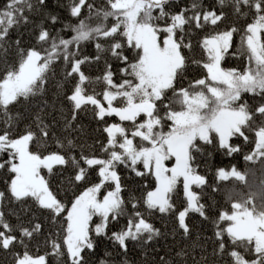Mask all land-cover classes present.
Masks as SVG:
<instances>
[{"label":"snow or ice","instance_id":"6c2138e0","mask_svg":"<svg viewBox=\"0 0 264 264\" xmlns=\"http://www.w3.org/2000/svg\"><path fill=\"white\" fill-rule=\"evenodd\" d=\"M170 2L106 0V7L97 8L89 0H69L71 16L81 17L84 8L87 15L78 19L76 25L65 24L56 35H52L42 23L38 25L40 31L36 41L47 47L34 48L26 54L21 49L18 69L10 70L0 82V114L6 117V124L11 127L14 118L8 112V106L20 98L27 100L42 93L48 78L46 73L54 63L62 61L65 81L74 78L76 82L72 94L67 96L73 114L70 120H66L63 131L69 135L61 140L53 134L57 147L65 151L78 147L71 133L80 130L79 126L73 128V122L81 110L92 112L98 122H103V131L108 136L107 144H101V157L86 156L81 149L78 158L70 152L67 156L56 152L42 156L29 151L30 143L43 146L49 135V126L39 116V136L31 130H26L19 138H12L7 129L0 134V156L5 153L8 156L7 160L0 162V170L6 168L14 174L8 191L17 201L32 197L40 206L50 210L52 223L63 233L62 237L59 233L54 234L56 238L51 240L52 254L58 260L67 255L69 264H88L87 254L97 247L95 237H103L118 245L125 254L121 264H129L126 258L129 241L144 247L161 235L160 230L146 220L139 206L143 204L149 214L157 211L175 215L174 196L181 184L186 206L175 218L178 229L187 236L189 213L208 218L205 204L201 202L203 188L208 186L217 190L199 172L201 165L197 156L204 155L202 144L213 145L215 142L217 149L231 156L240 151V146L231 141L240 138L246 144H254V151L244 156L246 161L264 158V0H218L221 8L230 4L234 13L241 17L251 13L252 22L242 34L233 26L206 35L200 42L204 59H192L191 63L202 66L207 75L190 81L186 88L176 87L188 67V58L182 50L192 49L190 41L185 43V36L193 28L216 26L225 19V13L203 9L201 0H193L189 8L172 13L166 10ZM46 7L47 0H9L5 9L0 11V47H3L10 28L21 22H30L24 15L26 11L31 14ZM46 15L53 24L57 23L58 16ZM110 18L111 24L108 23ZM162 21L165 22L163 25L159 23ZM67 30L74 34L69 38L60 35V31ZM234 34H240V44L230 52ZM102 40L105 43H101ZM88 42L94 44L95 57L80 56V46ZM16 43L19 45V40ZM126 48L134 51V61L124 54ZM105 52L124 65L119 69V82L114 81L112 65L106 60L105 74L101 77L92 78L82 70V65L95 63ZM228 56L246 57L245 69L222 68L221 62ZM101 84L104 90L98 92L97 86ZM168 90L172 92L171 97L167 96ZM244 93L260 98L254 100L255 107L247 100H241ZM114 102L118 103L114 106ZM174 105H179V109ZM141 114L145 120L138 121ZM113 115L121 122H131V126L108 124L105 117ZM165 124L168 131H164ZM136 138L139 140L134 144ZM170 160L174 163L169 167L165 162ZM53 165H70L76 170L74 181L77 182L87 181L90 170L98 167L101 179L75 197L70 209H66L41 175L42 168L51 174ZM121 166L137 177L147 178L151 174L156 181L155 189L147 190L145 184L146 191L140 197L129 192L125 200L121 193L126 188L117 172ZM249 174L255 176V171L241 172L233 166L230 171L219 169L217 177L219 181L233 178L246 184ZM194 187L201 193L194 191ZM102 189L105 194L101 198ZM4 198L5 193L0 192V203ZM227 199L231 201V192ZM231 208V214L223 212L215 222L214 236L219 245L213 254L223 256L226 253L232 264H264V210H258L252 200L244 204L232 202ZM97 216L99 223L90 227L93 217ZM121 218L127 219L126 225L109 234V225L118 223ZM222 221L228 222L226 227L221 225ZM0 227L6 230L0 231V247L7 250L20 244L25 249L22 256L17 255V264H46L45 256L33 258L24 244V238L39 233V224L32 229L20 228L22 235L18 239L11 234L14 229L0 211ZM225 237L231 250H226ZM62 245L66 251L61 250ZM111 255L105 253V256ZM178 255L183 257L184 253ZM100 264L110 262L101 259Z\"/></svg>","mask_w":264,"mask_h":264},{"label":"trees","instance_id":"16d2710c","mask_svg":"<svg viewBox=\"0 0 264 264\" xmlns=\"http://www.w3.org/2000/svg\"><path fill=\"white\" fill-rule=\"evenodd\" d=\"M9 0H0V11H3ZM97 8L106 7V0H89ZM202 8L207 10L214 9L218 14L223 11L225 13V19L222 22H218L216 26H205L203 29H191L190 34L185 36V43L191 42L192 49H183L182 54L188 58V67L185 72L184 78L180 83L176 84L177 88H186L190 81H195L200 78L206 77V70L202 66L191 63L192 59L203 60L205 53L201 48L200 42L206 36L215 31H223L235 26L241 30V33L246 26L252 22V14L247 17H241L235 14L232 6L225 5L223 8L218 4V0H201ZM193 0H171L170 4L166 6V10L172 13H179L181 9L189 8ZM52 14L58 16V21L53 24L46 14ZM191 14V13H188ZM29 17V23L21 22L18 26L10 28L3 47H0V82L4 79L10 70L18 69L19 63L22 59L20 50L22 49L26 54L31 49H40L47 47V45L38 44L36 37L39 34V27L41 23L45 29H48L52 35H56L58 30L64 28L65 24L76 25L78 19L84 18L87 15L86 8L82 9L81 17L76 18L70 15L69 12V0H47V7L40 9L38 12L24 13ZM113 21L110 18L108 23ZM162 25L165 22H159ZM186 26V32H188ZM74 33L70 30L60 31V35L65 38H69ZM240 34H234L232 41V48L230 52L235 51L240 44ZM163 35V34H161ZM179 35V33L177 34ZM19 40V45L16 41ZM105 43V41H101ZM124 54L134 61L135 53L131 48H126ZM96 49L93 43H83L80 46V56L95 57ZM105 60L112 65V71L114 72V81L119 82L121 79L119 69L124 65L120 61L111 57L109 52L102 54V59L92 63L90 65H82V70L86 75L97 78L105 74ZM246 57H226L221 65L224 69L236 68L243 71L246 67ZM47 80L44 84V91L36 96L29 97L27 100L20 98L17 102H14L8 106V112L14 118L13 124L9 127L6 124V117L0 114V134L7 129L12 137L14 133L15 138H19L26 130H31L39 136V127L37 123V116L40 120L49 126V135L45 138L43 146L37 147L35 142L30 143L29 151L36 152L42 156L50 153H60L65 156L69 152L76 155L79 158L81 149L84 155H95L101 157L100 147L101 144H107L108 136L103 131V122H98L92 112H84L81 110L77 113V118L73 122V128L79 126L80 130L71 133L72 138L78 145L76 149L65 151L58 148L53 134L56 137L64 140L69 135L68 132L63 131L66 120H70L72 116V104L68 101L67 96L72 94L75 79L65 81L63 75V62L57 61L52 65V68L46 73ZM62 85V87H61ZM104 90V85H98L97 91ZM167 96L171 97L172 92L168 90ZM260 99L259 97H253L251 94H242L241 100H247L249 105L255 107L254 100ZM118 102H115V105ZM179 109V105H174ZM108 124L120 123L125 127H130L131 122H121L119 118L115 116L105 117ZM138 121L145 120L144 115H140L137 118ZM170 123V122H169ZM165 129H168V125L165 124ZM99 129V131H98ZM139 138L134 140L135 144ZM66 144V140L64 141ZM201 143L202 142H199ZM231 143L240 146V151L228 156L223 150H219L213 145H203L204 155L197 156V160L201 167L199 169L200 174L206 176L208 184L217 188L213 191L212 187L205 186L203 188V194L201 195V202L205 204V213L208 217L204 219L196 213H189L186 218V223L189 225V234L184 235L183 231L178 229L177 220L175 215L183 210L186 206L185 198L183 195L182 186L179 185L177 194L174 196L175 202V215L172 213L161 214L157 211H149L141 204L140 210L144 213L146 220L153 224V226L160 230L161 235L150 241L146 246L139 247L135 242H128L129 250L126 254V258L129 264H232L231 258L225 253L223 256L214 255V250L218 248L219 241L214 236L215 222L219 219V216L223 212L231 213V201H229L224 195L223 190L227 184L233 183V178H229L227 181H219L217 172L219 169L231 170L234 166L237 170L244 172L248 169H259L255 172V176L248 175L247 182L250 188L259 190L264 187V158L255 157L253 161H246L244 156L251 154L254 151V144L252 142L245 143L240 138H234ZM211 153V156L208 155ZM8 156L5 153L0 156V162L7 160ZM141 168V165H137ZM118 174L121 176L122 186L126 188L122 191L121 195L127 200L129 192L140 197L144 189V185L147 184V190H154L156 187L155 178L149 174L147 178L137 177L130 170L125 169L123 166L117 169ZM42 175L48 182L49 189L57 196V199L61 200L66 209H70L74 198L80 195L87 187L93 186L100 182L98 176V167H93L89 172V179L87 181H74L76 170L70 165H59L52 168L51 174L46 170H41ZM14 178V174H11L7 169L0 170V192L5 193V198L0 203V211L4 213V219L13 227L14 231L11 233L18 239L21 238L20 228L32 229L35 224H39V233H34L31 238H24V244L27 245V251L33 257L45 256L46 264H69L68 256L64 255L57 259L52 254L51 240L56 238L54 234L59 233L60 237L63 236L61 229L58 225L52 223V214L50 210L43 208L38 202L32 198L27 197L19 201L11 197L8 187L11 179ZM200 194L201 190L196 189ZM129 210L131 206L129 205ZM64 214H61L63 216ZM58 220L61 217H57ZM62 222V221H61ZM127 223L126 218H121L118 223L110 224L108 231L109 234L112 231H118L121 227H124ZM222 226L226 227L228 222H220ZM0 231H6L0 227ZM97 247L94 252L87 254L86 259L88 264H100L101 259L109 260L110 264H121V261L125 259V254L121 251L118 245H114L112 241H109L103 237H95ZM226 250H231L230 242L225 237ZM62 251H66V248L62 245ZM25 249L23 245L14 244L9 249L5 250L0 247V264H17V255L22 256ZM87 252V250H85ZM106 252L112 253L110 257L105 256ZM183 252L184 256L181 257L178 253ZM163 257V260H161ZM251 259L252 257H246Z\"/></svg>","mask_w":264,"mask_h":264},{"label":"clouds","instance_id":"9594fccd","mask_svg":"<svg viewBox=\"0 0 264 264\" xmlns=\"http://www.w3.org/2000/svg\"><path fill=\"white\" fill-rule=\"evenodd\" d=\"M254 171H259V169ZM230 192L231 202H240L244 204L247 200H252L257 205L258 210H264V187H261L259 190L253 189L249 187L248 182L242 184L233 179V183L227 184L224 188L223 195L227 198Z\"/></svg>","mask_w":264,"mask_h":264},{"label":"rangeland","instance_id":"374dc122","mask_svg":"<svg viewBox=\"0 0 264 264\" xmlns=\"http://www.w3.org/2000/svg\"><path fill=\"white\" fill-rule=\"evenodd\" d=\"M114 106H115V105H114ZM141 115H143V114H141ZM164 131H168V129H165V128H164ZM134 142H135V141H134ZM165 163H166L167 166L170 167V166L173 165L174 161H171V160H170V161H166ZM54 166H57V165H53V167H54ZM42 169H45V168H42ZM42 169H41V170H42ZM46 170H47V169H46ZM225 171H230V170H225ZM178 186H179V185H178ZM181 186H182V184H181ZM194 191H196L195 187H194ZM104 194H105V193H104V190L102 189L99 195H100V197L102 198V196H103ZM228 213H229V212H228ZM229 214H231V213H229ZM97 223H99V217H98V216H97V217H93V220H92V222H91L90 227H91V226H94V225L97 224ZM33 258H38V257H33Z\"/></svg>","mask_w":264,"mask_h":264},{"label":"bare ground","instance_id":"6f19581e","mask_svg":"<svg viewBox=\"0 0 264 264\" xmlns=\"http://www.w3.org/2000/svg\"><path fill=\"white\" fill-rule=\"evenodd\" d=\"M221 67H222V65H221ZM223 68V67H222ZM2 82V81H1ZM102 103H105L106 104V102L105 101H102ZM114 105H115V102H114ZM114 116V115H113ZM116 117V116H115ZM118 118V117H117ZM16 137V134L14 133V136L12 137V138H15ZM129 138H131V137H129ZM135 144V143H134ZM57 166H59V165H57ZM54 167H56V166H54ZM53 167V168H54ZM44 170H46V169H44ZM46 171H48V170H46ZM41 175H42V173H41ZM43 176V175H42Z\"/></svg>","mask_w":264,"mask_h":264}]
</instances>
